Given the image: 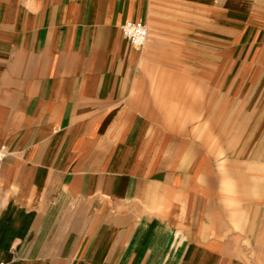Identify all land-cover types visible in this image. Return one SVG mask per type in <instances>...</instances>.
<instances>
[{
    "label": "crops",
    "instance_id": "1",
    "mask_svg": "<svg viewBox=\"0 0 264 264\" xmlns=\"http://www.w3.org/2000/svg\"><path fill=\"white\" fill-rule=\"evenodd\" d=\"M1 147L3 264H264V0H0Z\"/></svg>",
    "mask_w": 264,
    "mask_h": 264
},
{
    "label": "built area",
    "instance_id": "2",
    "mask_svg": "<svg viewBox=\"0 0 264 264\" xmlns=\"http://www.w3.org/2000/svg\"><path fill=\"white\" fill-rule=\"evenodd\" d=\"M122 34L127 43L136 51L141 50L147 39L148 31L143 22L129 21L122 26ZM7 151L5 147L0 148V164L5 158ZM0 264H3L0 262Z\"/></svg>",
    "mask_w": 264,
    "mask_h": 264
}]
</instances>
